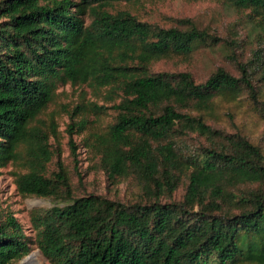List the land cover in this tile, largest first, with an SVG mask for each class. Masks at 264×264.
I'll list each match as a JSON object with an SVG mask.
<instances>
[{
    "label": "trees",
    "instance_id": "16d2710c",
    "mask_svg": "<svg viewBox=\"0 0 264 264\" xmlns=\"http://www.w3.org/2000/svg\"><path fill=\"white\" fill-rule=\"evenodd\" d=\"M119 1L139 0H0V175L20 161L19 193L54 200L33 210L34 235L0 208V264L36 248L51 264H264V147L211 124L234 122L241 102L264 119V0H220L249 10L263 38L238 75L219 67L204 82L152 67L217 45L215 35L191 19L179 20L186 28L142 21L114 9ZM225 48L234 57L232 42ZM66 84L104 101L70 114L72 156L84 135L110 180L139 188L136 200L77 197L61 164L49 173L58 132L41 116ZM109 111L100 131L77 119Z\"/></svg>",
    "mask_w": 264,
    "mask_h": 264
},
{
    "label": "rangeland",
    "instance_id": "374dc122",
    "mask_svg": "<svg viewBox=\"0 0 264 264\" xmlns=\"http://www.w3.org/2000/svg\"><path fill=\"white\" fill-rule=\"evenodd\" d=\"M114 9H127L138 19L165 28L171 26L186 28V25L180 23L179 20L191 19L201 28L215 35L218 38L217 45L201 46L192 57L179 56L161 60L152 67L154 72L190 71L197 82H204L219 67L238 75L237 61H247L263 38L259 33L257 20L249 10L237 9L220 0L119 1L114 4ZM2 20L4 19H0V22ZM231 42L234 57L228 56L229 52L225 48V45ZM93 101L100 105L104 104V101L86 84H66L59 86L56 90L53 102L41 116L48 127L54 121L58 132L56 137L51 136L50 142L54 157L48 165L49 173L58 171L61 164L68 172L72 190L77 197L96 194L125 203L132 202L139 196V188L131 180L120 182L110 180L105 171L98 167L97 160L94 159L92 153L83 146L84 135H74V140L79 144L77 159H74L71 154L70 135L67 131L68 124L71 122L70 114L75 111L77 105ZM232 105L238 106L232 110L235 111L233 113L234 122H231L228 115H225L220 121H212L211 124L230 132L240 129L264 147V119L250 111L244 102ZM83 116L92 121L91 127L96 131H100L114 120L113 111H109L108 115H102L101 118H97L92 113H86L77 116V119ZM21 169L23 166L20 161L11 162L1 169L0 208L13 212L27 234L34 235L31 220L33 210L47 209L53 206L54 200L20 194L15 183V173ZM183 192V187H181L175 199H180ZM27 256L26 258L34 256L32 264H51L38 248ZM26 258L13 264H28L25 263Z\"/></svg>",
    "mask_w": 264,
    "mask_h": 264
},
{
    "label": "bare ground",
    "instance_id": "6f19581e",
    "mask_svg": "<svg viewBox=\"0 0 264 264\" xmlns=\"http://www.w3.org/2000/svg\"><path fill=\"white\" fill-rule=\"evenodd\" d=\"M33 259H34V256L28 257L25 259V263L27 262L28 264H32Z\"/></svg>",
    "mask_w": 264,
    "mask_h": 264
},
{
    "label": "water",
    "instance_id": "95a60500",
    "mask_svg": "<svg viewBox=\"0 0 264 264\" xmlns=\"http://www.w3.org/2000/svg\"><path fill=\"white\" fill-rule=\"evenodd\" d=\"M28 256H29V255H28ZM28 256H27V257H28ZM25 258H26V257H25Z\"/></svg>",
    "mask_w": 264,
    "mask_h": 264
}]
</instances>
